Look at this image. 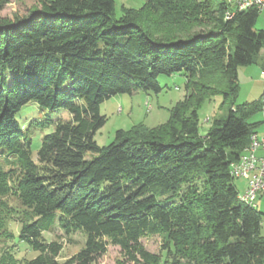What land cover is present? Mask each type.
<instances>
[{
	"label": "trees",
	"instance_id": "trees-1",
	"mask_svg": "<svg viewBox=\"0 0 264 264\" xmlns=\"http://www.w3.org/2000/svg\"><path fill=\"white\" fill-rule=\"evenodd\" d=\"M123 10L116 17L114 0H41L24 18H0V264H95L109 245L121 248L116 264H264V214L241 200L231 173L264 124L253 119L264 100L231 106L205 134L198 120L206 99L236 97L239 67L257 63L260 11L228 0ZM176 73L186 93L166 122L97 143L105 100L159 93L158 77ZM32 101L70 114L41 137L35 160L34 137L53 121L25 126L18 114ZM13 223L36 257L6 247ZM55 224L86 237L65 261L62 243L43 236ZM149 235L162 237L160 253L143 245Z\"/></svg>",
	"mask_w": 264,
	"mask_h": 264
},
{
	"label": "rangeland",
	"instance_id": "rangeland-1",
	"mask_svg": "<svg viewBox=\"0 0 264 264\" xmlns=\"http://www.w3.org/2000/svg\"><path fill=\"white\" fill-rule=\"evenodd\" d=\"M6 5L0 10V18L14 20L16 17L24 18L29 12L40 7L41 0H6ZM115 15L119 17L124 8H140L144 0H114ZM256 27L264 29V10L259 14ZM264 69V49L259 54L257 63L250 66L239 67V92L234 98L228 99L223 104V95L218 94L206 99L198 110L199 131L205 134L212 126L215 118L226 117L231 106H240L245 102L254 101L262 98L264 100V86L262 85V72ZM158 83L162 87L159 93L135 92L133 94H117L105 100L100 111L106 115V123L95 134V140L100 146H106L115 139L117 130L128 131L138 124H143L153 128L168 120L170 108L174 106L186 93V77L183 73L173 75H160ZM69 119L70 114L64 109L49 111L41 108L36 102L32 101L22 107L18 114V119L25 122V126L32 120H52L53 124L44 131H37L34 137L32 154L36 159L41 137L54 130V122L59 119ZM254 120H262L263 113H257ZM87 154V157H91ZM12 205H19L17 200L9 198ZM15 232V238L7 241V248L15 252L21 259L36 257L39 253L22 242L19 238L20 225L11 224ZM46 241L57 240L62 243L63 249L59 255L60 261H65L70 256L77 253L84 245L85 235L81 232L66 234L58 224L50 231H43ZM146 249L154 253H160L162 237L159 235H149L141 239ZM2 244H0L1 252ZM121 254V248L109 245L108 251L98 258L95 264H116L117 257Z\"/></svg>",
	"mask_w": 264,
	"mask_h": 264
},
{
	"label": "built area",
	"instance_id": "built-area-1",
	"mask_svg": "<svg viewBox=\"0 0 264 264\" xmlns=\"http://www.w3.org/2000/svg\"><path fill=\"white\" fill-rule=\"evenodd\" d=\"M229 3H231L230 0ZM235 6L237 10L256 6L261 12L264 10V0H237ZM229 15L232 14L229 13ZM259 149L263 150L262 154L257 153ZM234 164L236 179L246 180V187L242 192L256 201L259 194H264V136L259 134V138H253L250 148H246V155H243L240 163Z\"/></svg>",
	"mask_w": 264,
	"mask_h": 264
},
{
	"label": "crops",
	"instance_id": "crops-1",
	"mask_svg": "<svg viewBox=\"0 0 264 264\" xmlns=\"http://www.w3.org/2000/svg\"><path fill=\"white\" fill-rule=\"evenodd\" d=\"M230 1H231V4L235 5V2L237 0H230ZM248 66H250V65H248ZM261 75H262L261 82H262V85L264 86V69H263V72H262ZM263 119H264V115H263ZM257 133L264 136V124L260 125V127L257 130ZM257 153L258 154H262L263 153V150L262 149H259L257 151ZM235 184L237 186L238 191L239 192H242L245 189V187H246V180L243 179V178L235 179ZM255 206H256V208L258 210H260L264 214V194H259L258 195ZM263 217H264V215H263ZM261 232H262V234L264 236V218H263Z\"/></svg>",
	"mask_w": 264,
	"mask_h": 264
},
{
	"label": "bare ground",
	"instance_id": "bare-ground-1",
	"mask_svg": "<svg viewBox=\"0 0 264 264\" xmlns=\"http://www.w3.org/2000/svg\"><path fill=\"white\" fill-rule=\"evenodd\" d=\"M253 138H259V134H258L257 132H254V133L251 134L249 145H248L247 147H245V149H244L242 155L240 156L239 160L236 161V162H233V163L231 164V173H232V175H233L235 178H236V176H235L234 174H235V172H236V165H235L234 163H240V161H241L242 158H243V155H246V148H250V146H251V144H252V141H253ZM239 197L241 198L242 201H244L245 203H248V204H250V205H252V206H255V204H256V201H253V200H251V198H249L248 196H245L243 192H240Z\"/></svg>",
	"mask_w": 264,
	"mask_h": 264
}]
</instances>
